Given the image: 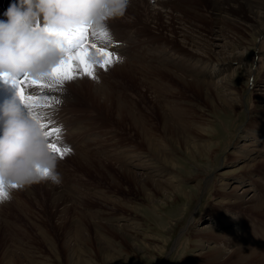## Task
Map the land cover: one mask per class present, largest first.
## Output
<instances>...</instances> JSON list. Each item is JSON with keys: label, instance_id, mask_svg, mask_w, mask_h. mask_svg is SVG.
I'll return each mask as SVG.
<instances>
[{"label": "rangeland", "instance_id": "1", "mask_svg": "<svg viewBox=\"0 0 264 264\" xmlns=\"http://www.w3.org/2000/svg\"><path fill=\"white\" fill-rule=\"evenodd\" d=\"M13 4L20 0H0V21ZM231 10L217 14L209 0H131L125 17L107 22L110 41L88 32L89 45L119 57L95 68L107 93L91 94L81 75L62 89H27L59 100L33 110L53 113L46 131L62 125L71 152L58 157L61 185L15 189L0 204V264H264V207L241 198L256 188L249 194L264 206V19ZM136 38L173 50L181 65L134 60ZM189 63L210 68L203 75ZM16 95L0 80V106Z\"/></svg>", "mask_w": 264, "mask_h": 264}, {"label": "clouds", "instance_id": "2", "mask_svg": "<svg viewBox=\"0 0 264 264\" xmlns=\"http://www.w3.org/2000/svg\"><path fill=\"white\" fill-rule=\"evenodd\" d=\"M130 3L20 0L19 7L11 5L7 22L0 21V80L13 85L25 77L37 81L49 78L64 61L67 34L85 27L92 32L107 31V22L125 17ZM52 116L48 111L37 114L18 92L15 99L0 106V186L6 192L0 204L11 200L15 189L45 181L53 186L62 184L58 156L50 149L47 127L43 126L56 123Z\"/></svg>", "mask_w": 264, "mask_h": 264}, {"label": "snow or ice", "instance_id": "3", "mask_svg": "<svg viewBox=\"0 0 264 264\" xmlns=\"http://www.w3.org/2000/svg\"><path fill=\"white\" fill-rule=\"evenodd\" d=\"M88 32L89 29L85 27L78 32L67 34L64 37L68 42V47L65 50L66 59H64L61 65L54 70L49 78L37 81L25 77L22 80L13 82V86L17 89L18 94L21 95L27 106L34 109L37 107H50L52 103H59V100L56 99V97H52L49 100L48 97L37 98L32 95H25L28 88L39 87L41 89H62V86L66 82L79 78L81 73L92 79H96L95 68L97 65L107 70L111 64L119 61V57L115 56L106 48L98 47L96 44L89 45ZM93 34L98 35L101 40L105 42L110 41L111 39L107 31L102 30L99 32H93ZM89 48L95 49V56H93V53ZM47 81H51V83H48ZM41 100L47 101V103H42ZM43 126L48 127V125ZM62 132V127H53L50 131L45 133L46 138L49 140L51 138L49 143L50 149L60 159H63L64 156L71 152V149L66 145L61 146ZM5 196L6 192L3 190V187L0 186V199H4Z\"/></svg>", "mask_w": 264, "mask_h": 264}, {"label": "bare ground", "instance_id": "4", "mask_svg": "<svg viewBox=\"0 0 264 264\" xmlns=\"http://www.w3.org/2000/svg\"><path fill=\"white\" fill-rule=\"evenodd\" d=\"M142 1V0H141ZM154 1H156V2H160V0H154ZM241 1L242 0H209V2L211 3V8H213L215 11H216V13L218 14H220V13H224V14H230V12L232 11L231 10V8H235V9H238V8H240V7H244V8H246L247 9V12H248V14L250 15V16H254V18H256V19H258V20H262V19H264V16H259V12H260V10L261 9H263V5H264V0H244V2H245V4L244 3H242L241 4ZM156 9V8H155ZM159 9V8H158ZM187 11V10H186ZM263 12V11H262ZM125 20V19H124ZM125 21H129V19H127V20H125ZM216 32H218V31H216ZM218 33H221V32H218ZM219 36V35H218ZM199 39V38H198ZM130 41H132L131 40V37L130 36H127L126 37V39H125V41H124V47H123V50H124V54H125V56H130L129 55V48L132 46V44H130L129 45V42ZM133 41L135 42V43H137V41H138V39L136 38V39H133ZM191 43H192V45H191V47H193V48H199V49H207L202 43H200L198 40H192L191 41ZM156 44H152V45H150L149 43H144V42H138L137 43V47H138V49H139V51H140V54H138V55H136L135 57H134V60H136V59H139L141 62H143L145 59H147V60H156L158 63H160V62H162L164 65H168V63H171V62H174L173 63V65H181V63H182V59H181V56H179V55H177V54H175V52L173 51V50H169V49H162V48H160V47H158V46H155ZM207 50H210V49H207ZM214 50V49H213ZM190 51H192V50H190ZM206 50H204L203 52H205ZM211 51V50H210ZM193 53V52H192ZM194 53H196V55L198 54V52H194ZM198 55H202V54H198ZM93 56H95V52L93 53ZM206 56V55H205ZM124 57V56H123ZM198 58H199V56H198ZM198 61H200V59L198 60ZM189 62V61H188ZM120 63L121 64H123V66L124 67H121V66H119V68H118V72L119 73H121V74H123L125 71L124 70H126L127 68V66H126V64L127 65H129L128 63H126L125 61H123V60H121L120 61ZM155 64V63H154ZM190 65H188V67H189V69H191V70H193L194 72L196 71V72H199V73H203V75H204V73L206 74V73H208V70H209V68H210V66H209V64H205L204 65V67L203 68H201V69H199V68H197L194 64H192V63H189ZM183 65V64H182ZM185 65V64H184ZM183 65V66H184ZM169 67H171V65L169 64ZM131 68V67H130ZM127 71V70H126ZM108 73H109V75H111V76H114V75H116V70L115 69H113V68H111L109 71H108ZM171 73V72H170ZM198 73V74H199ZM82 77H81V80H85V85H86V87H88V88H90V90H91V94H95V95H97V96H99V95H102L101 94V92H106L107 93V91H108V87L104 84V82H101L100 83V78H96V79H92V81H91V78H89V81H88V79H87V76L86 75H83L82 73L80 74ZM177 76V75H176ZM178 77H180V76H178ZM181 78V77H180ZM78 84H79V81L80 80H76V79H74ZM88 81V82H87ZM83 83V81H80V83ZM198 82H202V80H198ZM90 83H92V85L90 84ZM95 83H96V85H95ZM80 90H82L83 92H85L86 94H87V89L85 90V89H80ZM73 91V90H72ZM74 92V91H73ZM78 94H80L81 95V92L80 91H78ZM83 94V93H82ZM85 94V96H86V98H90V97H87L88 95H86ZM94 97V96H93ZM65 101H67V100H65ZM255 145V143L253 142H251L250 143V146H254ZM264 152V150L263 151H259L258 150V152H257V154H261V153H263ZM252 154H255V152L254 153H252ZM140 158H141V156H139ZM130 158H133V159H135L136 158V156H131ZM142 158H144V157H142ZM257 158V157H256ZM133 159H131V160H133ZM130 160V161H131ZM136 161H138V163H135V167H140V168H143V169H145V168H150L151 166H150V164H148V161H143V160H141V159H135ZM264 161V160H263ZM131 162H133V161H131ZM244 179H242V181H243ZM238 188V187H237ZM236 189V188H235ZM253 191H256V188H247V189H245V190H243V192H242V196L243 197H241V198H246L248 195H249V197H250V201H253L255 204L253 205L254 206V208L256 209V210H262L263 209V204L258 200V197H257V194H256V192L255 193H253V195L251 196L249 193L250 192H253ZM243 200V199H242ZM252 206V205H251ZM205 229H213V227L211 226V225H208V226H206V228ZM222 233H224V235L225 236H227V237H230V233H228V232H222ZM225 236H223V237H225ZM230 238H232V239H234L232 236L230 237ZM244 248L245 249H247V250H251V249H249V248H246L245 246H244ZM248 252V251H247Z\"/></svg>", "mask_w": 264, "mask_h": 264}]
</instances>
